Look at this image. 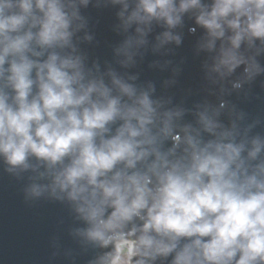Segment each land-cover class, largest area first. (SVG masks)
<instances>
[{"label":"clouds","instance_id":"clouds-1","mask_svg":"<svg viewBox=\"0 0 264 264\" xmlns=\"http://www.w3.org/2000/svg\"><path fill=\"white\" fill-rule=\"evenodd\" d=\"M114 2L128 8L125 0ZM190 9H199L196 23L207 30L209 50L226 28L232 31L214 67L221 75L246 63L238 51L242 42H264V0H213L210 6L137 0L124 24L162 20L171 28ZM78 19L74 0H0V156L14 167L27 168L29 156L49 168L63 165L52 174V193H66L88 224L83 234L110 247L98 264H148L169 255L171 264H264V163L249 175L244 145L231 142L230 131L202 143L186 126L181 137L173 125L179 112L158 116L148 93L137 95L120 79L113 77L119 96L103 81L85 82L81 58L56 51L72 47ZM136 31L143 36V29ZM163 37L179 43L169 32ZM132 43L126 41V53ZM46 51V59L32 58ZM245 71L259 68L252 63ZM117 119L122 123L106 138ZM157 120L162 126L154 134ZM200 122L209 133L219 127L206 112ZM161 137L173 141L167 153L156 147ZM181 143L185 155L170 160ZM252 143L248 157L255 159L264 145ZM42 191L31 189L35 196Z\"/></svg>","mask_w":264,"mask_h":264},{"label":"water","instance_id":"water-1","mask_svg":"<svg viewBox=\"0 0 264 264\" xmlns=\"http://www.w3.org/2000/svg\"><path fill=\"white\" fill-rule=\"evenodd\" d=\"M74 2L80 19L73 22L72 47L56 51L61 56L81 58L85 82L103 81L112 96H119L113 77L120 79L132 86L137 95L148 93L158 116L169 111L179 112V116H173V125L181 137L184 136L181 129L186 126L202 143L217 139L223 131H230L233 133L231 142L244 145L241 158L249 175L264 163V146L255 159L248 157L253 140L258 139L264 145V42L256 39L251 46L242 42L238 51L246 63L221 75L214 67L221 46H229L228 37L232 31L226 28L225 36L216 39L209 50L207 30L196 23L199 9L181 14L180 23L171 28L162 20L133 23L126 28L124 21L134 10L137 0H125L127 9L114 0ZM212 2L202 0L206 6ZM138 27L143 29V36L136 31ZM165 32L178 37L179 43L176 39L164 41ZM130 39L133 43L126 53L123 49ZM141 39L144 42L137 44ZM47 55L46 51L44 56L32 58L42 61ZM252 63L259 71L249 75L245 70ZM5 90L10 96L13 94L11 89ZM121 100L131 102L127 96H121ZM205 112L219 125L214 133L205 131L200 122V114ZM121 123L117 119L110 124L106 138L114 135ZM161 126L157 120L153 133ZM156 147L167 153L173 148V141L158 138ZM186 147L181 143L169 159L184 156ZM26 163L27 168L14 167L0 156V264H98L110 247L102 248L83 234L88 224L66 193L58 189L55 195L52 193V174L63 165L49 168L46 161L34 156H29ZM67 163L69 160L65 158L64 165ZM143 166L138 162V169ZM34 185L43 189L39 196L31 193ZM135 223L142 222L136 220ZM172 259V255L157 257L148 264H171Z\"/></svg>","mask_w":264,"mask_h":264}]
</instances>
